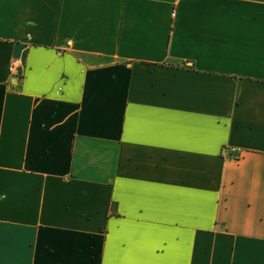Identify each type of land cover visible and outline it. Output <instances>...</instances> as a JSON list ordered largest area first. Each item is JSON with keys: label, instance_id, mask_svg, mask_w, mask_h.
Masks as SVG:
<instances>
[{"label": "crops", "instance_id": "1", "mask_svg": "<svg viewBox=\"0 0 264 264\" xmlns=\"http://www.w3.org/2000/svg\"><path fill=\"white\" fill-rule=\"evenodd\" d=\"M0 264H264V0H0Z\"/></svg>", "mask_w": 264, "mask_h": 264}, {"label": "built area", "instance_id": "2", "mask_svg": "<svg viewBox=\"0 0 264 264\" xmlns=\"http://www.w3.org/2000/svg\"><path fill=\"white\" fill-rule=\"evenodd\" d=\"M23 67V62L21 60H13L10 66V74L12 76V79L14 81H18L19 79L22 78V74H20V69ZM226 154H232V153H237L239 156H242V150L240 149H227L225 150Z\"/></svg>", "mask_w": 264, "mask_h": 264}]
</instances>
